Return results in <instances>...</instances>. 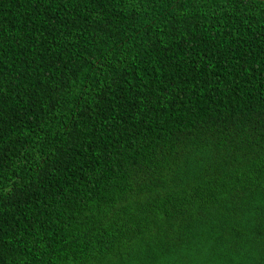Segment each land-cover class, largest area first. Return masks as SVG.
Masks as SVG:
<instances>
[{"label": "trees", "instance_id": "obj_1", "mask_svg": "<svg viewBox=\"0 0 264 264\" xmlns=\"http://www.w3.org/2000/svg\"><path fill=\"white\" fill-rule=\"evenodd\" d=\"M0 264H264V1L0 0Z\"/></svg>", "mask_w": 264, "mask_h": 264}, {"label": "water", "instance_id": "obj_2", "mask_svg": "<svg viewBox=\"0 0 264 264\" xmlns=\"http://www.w3.org/2000/svg\"><path fill=\"white\" fill-rule=\"evenodd\" d=\"M264 1V0H263Z\"/></svg>", "mask_w": 264, "mask_h": 264}]
</instances>
